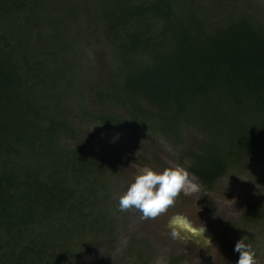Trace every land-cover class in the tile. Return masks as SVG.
<instances>
[{
	"label": "trees",
	"instance_id": "trees-1",
	"mask_svg": "<svg viewBox=\"0 0 264 264\" xmlns=\"http://www.w3.org/2000/svg\"><path fill=\"white\" fill-rule=\"evenodd\" d=\"M75 8L116 57L84 85L90 110L69 102ZM129 121L174 145L201 136L179 162L207 189L264 163V0H0V264H73L111 233L107 162L78 126Z\"/></svg>",
	"mask_w": 264,
	"mask_h": 264
},
{
	"label": "rangeland",
	"instance_id": "rangeland-1",
	"mask_svg": "<svg viewBox=\"0 0 264 264\" xmlns=\"http://www.w3.org/2000/svg\"><path fill=\"white\" fill-rule=\"evenodd\" d=\"M84 6L82 4L80 8ZM75 9L76 15H80L75 16L77 20L73 15L70 17L68 32L74 37V50L69 57L74 66L72 72L78 80L75 79V90L70 93L69 102L74 107L79 108L82 104L90 110L94 102L84 85L90 80L99 85L109 80L116 57L111 54L113 46L108 40L102 36L97 38L94 33L92 35L85 22L87 13ZM79 21L83 24L81 27ZM118 108L103 110L120 111ZM78 129L98 150V157L107 162L103 182L109 188L107 202L111 201L106 207L113 220V228L109 224L111 233L103 237L99 234L101 238L94 241L96 246L90 251L77 252L73 264H136V253L142 247L144 263L141 261L138 264H157V261L159 264H236L238 258L228 252V248L235 246L236 241L245 235L249 237L247 242L253 246L260 264H264V221L247 224L241 219L248 207L264 208V163L232 167L211 189L190 174L189 179L197 186L196 189L188 188L181 192L166 212L155 219L145 220L135 209L119 211L120 196L143 167L157 172L176 166L186 169L179 162V154L190 144H202V137L185 129L183 134L187 145H174L144 126L135 128L132 123L122 131L86 122ZM225 199L232 203H227ZM179 222L198 233L187 240L189 231ZM173 232L177 234L176 239L172 237Z\"/></svg>",
	"mask_w": 264,
	"mask_h": 264
},
{
	"label": "clouds",
	"instance_id": "clouds-1",
	"mask_svg": "<svg viewBox=\"0 0 264 264\" xmlns=\"http://www.w3.org/2000/svg\"><path fill=\"white\" fill-rule=\"evenodd\" d=\"M189 177L190 173L180 166L165 168L162 172L143 167L134 182L120 196L118 210L126 212L135 209L142 214L141 219H155L174 205L181 192L188 188L196 189L197 186ZM226 202L232 203L228 200ZM172 237L176 239L177 234L173 232ZM248 239L245 235L235 243L234 251L239 254L236 264H260Z\"/></svg>",
	"mask_w": 264,
	"mask_h": 264
},
{
	"label": "water",
	"instance_id": "water-1",
	"mask_svg": "<svg viewBox=\"0 0 264 264\" xmlns=\"http://www.w3.org/2000/svg\"><path fill=\"white\" fill-rule=\"evenodd\" d=\"M188 231H190V233H192L193 235H196L198 233L197 230L190 228L189 226H187L186 224L183 225Z\"/></svg>",
	"mask_w": 264,
	"mask_h": 264
},
{
	"label": "flooded vegetation",
	"instance_id": "flooded-vegetation-1",
	"mask_svg": "<svg viewBox=\"0 0 264 264\" xmlns=\"http://www.w3.org/2000/svg\"><path fill=\"white\" fill-rule=\"evenodd\" d=\"M189 236H190V237L187 238V240H189V239H190L191 237H193L194 235H193L192 233H190V231H189ZM191 239H192V238H191ZM191 239H190V240H191Z\"/></svg>",
	"mask_w": 264,
	"mask_h": 264
},
{
	"label": "bare ground",
	"instance_id": "bare-ground-1",
	"mask_svg": "<svg viewBox=\"0 0 264 264\" xmlns=\"http://www.w3.org/2000/svg\"><path fill=\"white\" fill-rule=\"evenodd\" d=\"M179 224L182 225V226L184 225V223H182V222H179Z\"/></svg>",
	"mask_w": 264,
	"mask_h": 264
}]
</instances>
